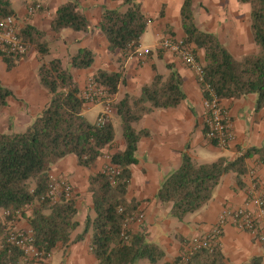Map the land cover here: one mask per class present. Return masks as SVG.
Segmentation results:
<instances>
[{"label":"trees","instance_id":"trees-1","mask_svg":"<svg viewBox=\"0 0 264 264\" xmlns=\"http://www.w3.org/2000/svg\"><path fill=\"white\" fill-rule=\"evenodd\" d=\"M237 1L250 8L249 33L256 48L253 54L235 59L214 34L197 29L192 0H183L180 8L182 39L191 47L201 66V80L196 81L203 98L208 99L211 92L222 104V101L254 95L255 111H259L264 106V0ZM122 2L125 11L103 9L97 25L107 42L109 54L118 53L114 59L116 71L99 69L89 80L103 90L101 98L113 101L110 104L112 115L104 125L90 123L85 118L83 112L89 104L84 97L87 87L81 90L72 73L91 69L93 52L80 47L65 62L59 57H51L45 33L30 25L20 26L19 36L28 50L34 48L38 54L37 77L48 101L23 132H0V210L10 215L20 212L18 220L26 221L33 233L34 245L47 254L60 249L66 252L90 234L89 252L97 264H136L143 260L158 264L164 253L141 230L132 232L128 225L127 239L121 236L125 218L140 212V202L128 201L126 193L131 180L130 167L137 163L138 144L149 137L147 130H136L134 126L155 110L176 108L185 102L186 96L174 66L166 65L167 75L155 73L153 79L140 88L138 95L126 94L118 101L112 100L125 83L126 61L139 47L141 36L153 20L143 14L137 0ZM163 11L162 8L159 18L164 17ZM16 16L9 1L0 0V20ZM50 30L86 34L92 28L79 3L67 0L56 9ZM165 32L174 36L170 30ZM149 55L150 51L146 56ZM0 57L7 70L25 58L5 54ZM11 97L12 91L0 82V111ZM112 117L119 122L123 149L107 154L105 151L114 148L116 138ZM211 144L216 146L213 141ZM236 151L238 155L232 161L219 158L199 165L183 153L180 167L161 181L155 200L170 207L169 217L182 221L211 201L225 174L235 173V182L242 187V178L250 170L248 161L257 158L264 163V146L238 147ZM67 156H75L77 165L91 172L87 190L91 194L94 216L85 219L82 229H79L74 195L67 199L58 192L55 199L47 197L52 167ZM104 157L107 164L100 171H94L97 160ZM178 261L179 257L170 264ZM21 263L16 249H0V264ZM188 264L227 262L219 242L211 241L209 248L191 252ZM247 264L264 262L262 257H254Z\"/></svg>","mask_w":264,"mask_h":264},{"label":"crops","instance_id":"crops-1","mask_svg":"<svg viewBox=\"0 0 264 264\" xmlns=\"http://www.w3.org/2000/svg\"><path fill=\"white\" fill-rule=\"evenodd\" d=\"M32 1L39 2L43 6L32 15L26 14L23 2H18L17 8L11 6L20 26L30 25L45 33L49 42L58 41L62 42L64 47L72 46L75 49L71 50V55L80 47L93 52L94 64L91 69L72 72L74 81L81 90H84L85 82L97 70L110 72L117 70L111 57L114 60L118 53L112 56L109 54L107 42L97 25L103 9L125 11L126 7L122 5V0H75L92 28L86 34L69 30L54 33L50 30L56 9L67 0ZM137 2L141 4L143 14L153 19L146 30L151 28L157 41L153 45L145 44L141 36L139 48L148 49L150 55L143 59L132 58L126 61L125 83L119 87L113 100L118 101L126 94L138 95L140 88L148 84L155 73L167 75L166 65L174 66L182 80V88L186 96L185 102L176 108L155 110L134 126L136 130H147L149 137L143 138L138 144L137 163L130 167L131 180L126 193L128 201L140 202L138 210L144 216L142 224H131L130 230L132 232L141 230L149 241L161 248L164 258L158 264H170L192 241L202 239L210 233L223 208H245L256 213L254 200L261 195L264 196V163H260L257 158L248 161L250 170L242 178V187L236 184L235 173L229 172L222 176L211 201L182 221H175L169 217L170 207L155 200L161 181L180 167L183 153L199 165L215 162L219 158L232 161L238 155L236 151L238 147L247 149L264 146V106L259 111H255L254 95L238 100L222 101V106L229 113L235 140L225 148L211 144L204 135L206 111L194 73L176 55L156 49L157 42L162 38H171V35L165 31L170 30L174 34L173 38H183L180 23V8L183 0H137ZM162 8L164 17L159 18ZM192 13L196 28L214 34L235 59H241L256 51L249 33V5L240 4L237 0H192ZM24 57L23 60L17 61L16 66L11 70L6 69V64L0 57V82L13 93V97L8 99L7 106L0 111L1 133L23 132L48 101V95L40 86L37 77L39 66L37 52L34 48H30ZM93 109H96L93 122L95 123L103 110V105L87 104L83 114ZM116 121L118 120L112 117V122ZM122 149L123 141L120 135H117L114 148L105 153L111 154ZM106 164L105 157L98 159L94 171H100ZM90 173L77 165L75 156H67L57 162L50 173L51 177L64 178L71 185L76 199L79 229H82L87 217L92 219L94 216L91 194L87 190ZM2 214L3 211L0 210V218ZM261 222L264 225V218ZM10 228L29 229L25 220H18ZM89 244L90 234L83 241L71 245L66 252L60 249L53 254H59L64 264H97L89 252ZM219 246L227 264H247L254 257H262L264 262L263 244L252 235L230 224L223 227ZM53 254L44 263L22 262L21 264H51ZM136 264L150 263L143 260Z\"/></svg>","mask_w":264,"mask_h":264},{"label":"built area","instance_id":"built-area-1","mask_svg":"<svg viewBox=\"0 0 264 264\" xmlns=\"http://www.w3.org/2000/svg\"><path fill=\"white\" fill-rule=\"evenodd\" d=\"M41 9L42 5L34 3L27 7L26 14L32 15ZM19 32L20 24L17 17H7L0 20V54L13 57L25 56L28 48L19 36ZM159 46L162 50L176 55L194 73L195 78L199 81L201 80V66L195 60L191 47L184 43L182 38H162ZM148 53V49L142 50L138 47L128 59H143ZM103 94V90L96 88V85L92 84V82L87 85V90L84 93V97L88 100L89 104L103 105V110L96 120L98 125L106 124L112 115L110 108L111 100L109 98H101ZM208 96V99L202 97L203 106L207 112L205 138L209 142H215L216 146L220 148L228 147L235 140L229 113L211 92H209ZM58 192H61L67 199L74 195L73 189L67 180L64 178L56 179L50 176L47 197L55 199ZM254 205L257 209L256 213L245 208H223L218 216L217 223L211 229L210 233L202 239L192 241L179 256V261L176 264H188V258L191 252L202 248H209L211 241L219 242L222 229L227 224L252 235L259 242L264 243V225L261 222V219L264 218V196L261 195L255 199ZM20 215V212H15V214L10 215L8 212L3 211L2 217L0 218V249L7 248L8 251L16 249L20 253L22 262H42L47 260L50 258V254L39 250L34 245V237L31 230L10 228L12 224L17 222ZM143 221L144 216L140 212L127 216L124 220L123 232L121 234L123 239H127L126 232L128 225L134 223L140 225Z\"/></svg>","mask_w":264,"mask_h":264},{"label":"rangeland","instance_id":"rangeland-1","mask_svg":"<svg viewBox=\"0 0 264 264\" xmlns=\"http://www.w3.org/2000/svg\"><path fill=\"white\" fill-rule=\"evenodd\" d=\"M9 1V3L11 4V6L13 7V8H17L16 7V4L18 3V2H23V6L25 7V11L27 10V7L29 6V5H31V4H34V3H38V4H40L39 2H36V1H32V0H8ZM32 1V2H31ZM38 1H40V2H42V1H45V0H38ZM49 0H46V2H48ZM41 5V4H40ZM43 7V6H42ZM22 24V23H21ZM23 26H24V24H23ZM22 27V26H21ZM141 40H142V42L143 43H145V44H150V45H153L156 41H157V38H156V36H155V34L152 32V30H151V28H148L145 32H144V34L142 35V38H141ZM160 42V41H159ZM159 42H157V45H156V49L158 48V49H160V50H162L161 48H160V46H159ZM62 42H58V41H56V42H49V49H50V53H51V56L52 57H59V58H61L62 60H64L65 62L67 61V59L71 56V50L72 51H74V49L75 48H73L72 46H66V47H64L63 46V44H61ZM59 44H61V45H59ZM163 51V50H162ZM52 53L54 54V55H52ZM146 57H148V56H146ZM145 57V58H146ZM112 61L114 62V64H116L115 63V61L113 60V58H112ZM89 80L90 79H88L86 82H85V88H84V90L86 89V87H87V85H88V83H89ZM112 100H113V98H112ZM113 101H111L110 103H112ZM96 109H93L92 111H90V112H87V113H85V118L87 119V121L88 122H90V123H93L94 122V119H95V117H96V111H95ZM98 110V109H97ZM114 130H115V135L117 136V135H121V131H120V126H119V122L118 121H116L115 122V124H114ZM175 221H179V220H177V219H175V218H173ZM78 231H80V230H78ZM76 233H78V232H76ZM75 235V234H74ZM54 253V252H53ZM53 253H51L50 254V257L52 256V254ZM50 258H48L47 260H45V261H42V262H39V263H44V262H46V261H48ZM64 261L60 258V255L59 254H57V253H55V254H53V257L51 258V264H64L63 263ZM73 264V263H72Z\"/></svg>","mask_w":264,"mask_h":264}]
</instances>
